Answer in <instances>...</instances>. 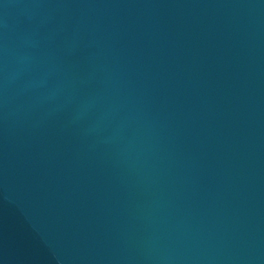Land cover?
<instances>
[{
	"label": "water",
	"instance_id": "95a60500",
	"mask_svg": "<svg viewBox=\"0 0 264 264\" xmlns=\"http://www.w3.org/2000/svg\"><path fill=\"white\" fill-rule=\"evenodd\" d=\"M0 264H264V0H0Z\"/></svg>",
	"mask_w": 264,
	"mask_h": 264
}]
</instances>
